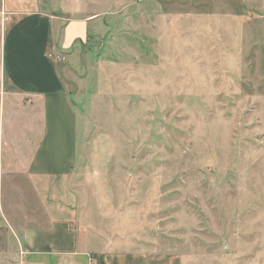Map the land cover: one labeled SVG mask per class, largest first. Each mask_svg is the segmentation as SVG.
<instances>
[{
    "label": "rangeland",
    "instance_id": "1",
    "mask_svg": "<svg viewBox=\"0 0 264 264\" xmlns=\"http://www.w3.org/2000/svg\"><path fill=\"white\" fill-rule=\"evenodd\" d=\"M4 1L0 264H23L18 227L42 216L24 180L41 103L1 59L7 11L38 9L90 22L64 57L82 229L157 264H264V0Z\"/></svg>",
    "mask_w": 264,
    "mask_h": 264
},
{
    "label": "crops",
    "instance_id": "2",
    "mask_svg": "<svg viewBox=\"0 0 264 264\" xmlns=\"http://www.w3.org/2000/svg\"><path fill=\"white\" fill-rule=\"evenodd\" d=\"M14 2L30 6L39 1ZM89 23V18L66 19L43 9L7 11L2 79L24 100L41 103L36 118L40 134L24 180L34 197L31 207L42 216L18 227L21 259L23 264H157L148 251L121 249V240L81 226L80 191L74 181L80 167L79 113L66 89L64 57L88 37ZM167 264H182V258L170 256Z\"/></svg>",
    "mask_w": 264,
    "mask_h": 264
}]
</instances>
